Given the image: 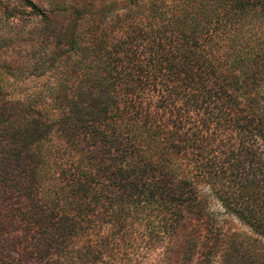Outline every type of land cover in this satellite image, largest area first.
Wrapping results in <instances>:
<instances>
[{"label":"trees","instance_id":"16d2710c","mask_svg":"<svg viewBox=\"0 0 264 264\" xmlns=\"http://www.w3.org/2000/svg\"><path fill=\"white\" fill-rule=\"evenodd\" d=\"M22 3L0 4V264H132L138 240L264 264V0Z\"/></svg>","mask_w":264,"mask_h":264},{"label":"rangeland","instance_id":"374dc122","mask_svg":"<svg viewBox=\"0 0 264 264\" xmlns=\"http://www.w3.org/2000/svg\"><path fill=\"white\" fill-rule=\"evenodd\" d=\"M32 3H35L37 5L42 6L45 9H53L54 7H59L63 5H67L70 2L73 1H79V0H28ZM84 1V0H81ZM147 1V0H146ZM0 4H7V5H14L17 9H20L22 11H29L30 8H27L22 3V0H0ZM1 9H0V15H1ZM24 13L22 18L18 17L19 21L18 23V30L19 31H28L32 29L36 21L32 17H26V12ZM4 31V30H2ZM1 33V29H0ZM210 206L212 211L215 214V217L218 220L219 227L223 230L225 234L228 236L234 235V236H247V242L249 244H252V238H255L256 236L253 235V233L243 224H241L235 217H233L230 214H227L222 207L219 205V203L211 199L210 200ZM249 238V239H248ZM139 245L137 247V250L132 252V264H169L168 260H166L165 257H163L162 252L163 250L161 248H157L155 250H147V245L145 244V241L138 240Z\"/></svg>","mask_w":264,"mask_h":264}]
</instances>
